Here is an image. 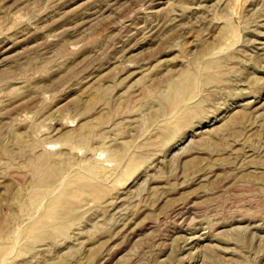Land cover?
Wrapping results in <instances>:
<instances>
[{"label": "rangeland", "instance_id": "374dc122", "mask_svg": "<svg viewBox=\"0 0 264 264\" xmlns=\"http://www.w3.org/2000/svg\"><path fill=\"white\" fill-rule=\"evenodd\" d=\"M0 264H264V0H0Z\"/></svg>", "mask_w": 264, "mask_h": 264}]
</instances>
